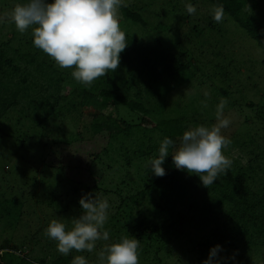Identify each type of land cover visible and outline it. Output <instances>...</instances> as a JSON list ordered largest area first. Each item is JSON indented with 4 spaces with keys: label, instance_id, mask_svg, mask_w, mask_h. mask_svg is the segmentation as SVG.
<instances>
[{
    "label": "rangeland",
    "instance_id": "1",
    "mask_svg": "<svg viewBox=\"0 0 264 264\" xmlns=\"http://www.w3.org/2000/svg\"><path fill=\"white\" fill-rule=\"evenodd\" d=\"M129 1L143 8L142 16L147 21V27L143 29L132 24L123 26L119 22L125 34L144 44L154 45L157 39L161 40L165 47L173 44V51L180 50L184 59V53L189 52L190 56L187 58L193 59L194 68L198 62L208 64V68L229 66L233 83L230 84V95H233L231 92L235 90H242L244 100L251 101L257 106L264 105L262 64L264 54L244 29L232 20L224 19L222 22L213 23L217 26L209 33L206 29L210 21H213L210 10L214 5L206 0ZM187 2L195 5L197 9L195 15L186 12L184 5ZM0 3L2 5L1 0ZM252 3L247 4L244 12L249 16L255 15L264 27V0H255ZM174 5L180 7V13L172 12ZM4 19L0 21V49L4 48L6 52L4 60L12 61L1 64L0 85L7 84L9 90L1 91L0 86V95L4 101L11 98V93L18 88L14 84L22 81L24 76L30 89L26 92L20 87L16 103L10 105L6 112L0 113V264H17V258L6 256L14 252L16 254L15 250L30 261L43 260L48 264L55 262L63 255L56 251V242L44 235L45 228L54 218L64 219L71 227V219L79 217L82 212L77 205L82 194L97 192L110 204L104 225L109 231L110 239L107 242L97 241L91 253L86 251L70 253L84 256L88 264H96V254L102 247L118 241L121 237L131 236L132 228H126L120 235L116 232L120 228L115 225L114 218L124 199L135 196L142 189L139 174L149 168L146 166L148 160L157 155L153 152L151 155L140 153L146 152L153 142L158 144L157 134L160 139L163 135L154 129L155 123L152 120H145L127 107L115 104L104 110L101 98L84 99L76 87V83L79 82L71 76L72 69L59 68L48 55L46 58L40 56L38 61H48L56 68V77L60 78L58 87L48 85L36 72V66L30 61L25 62V57H21L25 56L27 51H32V48L24 46L26 43L23 40L25 35V40L32 42L31 30L21 34L11 20ZM195 27L198 28V33L206 30L205 36L203 34L206 39L198 38ZM210 43L215 47L218 45V52H221L214 56V63L210 61L217 50L208 47ZM195 51H198L196 58ZM224 52L226 53L223 56ZM24 70L27 71L25 75ZM109 72L111 75L114 73ZM192 72L195 74L193 68ZM102 78L107 80L106 75L99 77L100 81ZM225 79L226 77L218 76L210 84L225 90L228 83ZM188 82H192V85L172 88L171 93L167 95L165 102L168 105V113L174 118L186 112L190 113L194 109L199 112L198 107L204 102L208 107L204 115V119L207 120H200L201 123L204 125L215 123L212 121L215 120V109L218 104L215 95L206 88H198L197 82H201L199 79L195 78ZM130 84L133 86L128 91L131 96L135 94L136 88L145 90L142 83ZM127 86L128 84L122 89L123 92ZM234 98L235 95L228 100L225 108L227 116L234 123L252 129L250 132L252 135L262 133L264 124L261 125L255 117L256 111L246 109V106L238 107L237 110L232 109ZM44 100L48 102L46 110L38 105ZM240 104L244 102L240 101ZM109 114L112 118L110 120L107 119ZM112 120L124 122L123 127L130 130V133L123 135L122 140L110 138V134L116 133L115 128L107 129L106 124L112 127L111 123L114 125ZM96 123L102 126L99 132L92 128ZM144 130L150 132L146 135ZM148 137L152 139V143H148ZM246 143L245 146L230 143L223 150V154L231 160L232 165L235 163L236 168L244 167L249 159L259 154L257 145L251 146L250 142ZM246 172L248 175H254L251 170L247 169ZM184 176L193 180L196 175L186 171ZM259 181L253 178L251 183L256 186ZM203 188L199 186V191ZM9 200H16V208L11 216L8 215L4 204ZM17 200L20 201V206H17ZM53 200H56L55 204ZM73 200L77 203L72 204ZM194 200L187 197L185 203H178L175 207L177 213L185 214V222L178 226L183 234L179 238L174 236L168 252L164 256L160 254L163 264H202L209 254L204 247L207 241L210 247L217 244L222 246L220 256L232 257L228 245L219 242V237L215 238L214 233L218 226L221 227L220 230L224 228L221 224L225 220L228 205L222 204L221 207L215 208L207 217L208 220H202L198 211L190 208ZM138 204L140 205L136 207L132 201L125 200V205L134 211V215L143 209L144 215L149 217L150 224L160 223L162 216H158L152 210L154 203L147 205L146 200H140ZM228 264H233V261L229 260ZM235 264H264V247L253 254L248 262L240 255H235Z\"/></svg>",
    "mask_w": 264,
    "mask_h": 264
},
{
    "label": "trees",
    "instance_id": "2",
    "mask_svg": "<svg viewBox=\"0 0 264 264\" xmlns=\"http://www.w3.org/2000/svg\"><path fill=\"white\" fill-rule=\"evenodd\" d=\"M206 1L214 6L222 5L224 8L223 20H232L243 28L249 38L256 43L257 47L264 54V27L260 24L255 15L251 14V16H249L244 12L248 6L247 4L254 3L255 0ZM1 2L0 17L4 16V20L7 21L10 20L8 19V13L11 12L14 5L17 3H24L26 0H1ZM142 9V7H139L135 3H131L129 0L121 1V6L118 8L119 22L122 23L123 26L132 24L145 29L147 27V21L142 16ZM180 11L178 5L173 6V13H180ZM180 22L182 21L180 20ZM213 23L216 22L210 21V25L206 29L209 33L214 31V26H217ZM206 30H201V32L198 33V28L195 27L198 38H205ZM125 36L126 43L128 44L120 53V61L117 69L112 75L110 72L106 74L107 80L106 78H102V81H100V79L97 78L88 85L76 83L77 90L84 99L101 98V106L104 110L111 108V106L115 104L127 107L131 112L140 114L145 120H152L155 123L154 129L161 133L163 137L168 136L172 138L178 146L180 142L178 137L181 136L189 126L204 125L200 120H207L204 119V115H206L205 110H207L208 107L200 105L198 107L199 112L194 109V111L190 113L186 112L184 115L172 118L168 113V105L165 102L167 100L166 97L171 93L172 88L182 85H192V82L188 81L195 80L196 78L201 81L197 82L198 88L203 87L208 89L215 95L218 103L221 98L225 99L228 103V100L235 95V98L232 100V102H234L232 109L237 110L238 107L241 108L246 106V109L256 111L255 117L259 120L260 124H264L263 104L257 106L251 101L244 100L243 98L245 97L242 96V90H235L231 92L233 95H230L232 78L230 77L229 66H212V68L209 67V70L208 64L205 65L198 62L195 64L194 68L192 63L193 59L187 58V56H190L189 52L184 53V59L180 50L173 51V44H169L165 47L161 40L158 39L154 42V45L144 44L127 34H125ZM25 37L24 35L23 40L26 43L24 46L32 48V51H27L26 55H22L21 57H25V62L30 61L33 66H36V72L48 85L58 87L60 78L56 77V68L50 65L48 61H38L40 56L46 58L47 54L34 47L30 40L26 41ZM209 45L208 47L217 50L213 53V58L210 61L213 62L214 56L219 55L221 52H218V45L216 47L212 46L211 43ZM197 52L195 51V58L197 57ZM15 53L17 56L20 55L17 52ZM225 53L226 52H224L223 56ZM5 55L6 52L4 48H1L0 67H2L1 64L3 62L12 61L11 59L5 61ZM199 55L198 58L200 57ZM262 64L264 66V59ZM192 68L195 70V74H193ZM26 73L27 71L24 70L23 74L25 75ZM218 76L226 77L225 80L228 82V85L226 84L225 90H221L220 86L210 84V82H214ZM172 80L176 82H169ZM130 82L142 83L145 86V90H138L136 88L135 94H133V96L129 95L128 91L133 87L132 84L129 85ZM125 83L128 84V86L126 91L123 92L122 89L125 87ZM0 86L2 88L1 91L9 90L7 84L6 86L4 84ZM14 86L18 88L17 90L15 88L11 93V98L8 100L4 101L0 95V113L6 112L10 105L16 103L17 96L21 90L20 87H23L26 92H29L30 89L26 76L22 78V81L14 84ZM214 90L216 91L214 92ZM237 95H239V97ZM240 101H243L244 104H240ZM38 105L45 110L48 108V102H45V100L39 102ZM224 112L227 116L226 109ZM107 119H112L111 114L108 115ZM112 121L114 122V125L111 123L112 127L106 124L107 129L115 128L114 131L116 133L110 134L111 139L119 141L122 140L123 135L130 133L127 127H123V125H125L124 122ZM212 121L215 120L212 119ZM101 127V124L96 123L93 124L92 128L95 132H99ZM251 130L250 128L238 125L237 122L234 123V121H231L229 127L223 130V134L231 140V144H243V146H245L247 145L246 142H250L251 146L257 145L259 154L249 159L248 163L240 169L235 167L234 162L233 165L231 163L226 174H221L220 177L208 187L203 186L198 176H195L193 180L186 179L184 176L186 171L175 168L171 155L167 157L162 165L166 170L164 176H154L150 172V168H147L144 172H139L140 181L143 184L142 189L136 193L135 196H129V198L124 199L118 207V212L114 218L115 225L117 228H120L116 231L119 235L126 228H132L131 236L139 240L138 264H163L160 254L164 256V254L168 252L171 239L174 236L179 238L181 234H183L178 226L185 222V214L181 212L177 213L175 207L178 203H185L187 197L195 199L194 203L190 205V208L191 210L198 211L202 220H206L207 217L213 213L215 208L221 207L222 204L228 205V210L225 212V220L223 224H221L224 228L220 230L221 227L218 226L214 233L215 238L219 237V242L228 245L232 256L240 255L241 258H245L246 262H248L253 254L264 247V127L262 133L258 132L252 135L250 133ZM149 132V130H144L146 135ZM147 140L148 143L153 142L149 137ZM158 146V144L153 142L149 145L146 152L142 151L140 154L151 155L152 152L158 154ZM256 166L257 168L255 169ZM247 169L254 172L255 176L248 175L246 172ZM260 173L262 176L259 177ZM253 178L260 180L258 185L255 186L252 184L253 182L251 183ZM199 186L204 187L203 190L199 191ZM126 199L132 201L136 207L140 205L138 204L140 200H146L147 205L154 203L152 210L156 212L158 216H162L160 223L150 224L149 217L144 215L143 209L138 210L134 215V211L130 210V208L125 205ZM53 202L55 204L56 200H53ZM71 202L72 204L74 202L77 203L76 200ZM4 204H6L8 215L11 216L13 213L12 211L16 208V200L5 201ZM199 204L201 207H199ZM20 205V201L17 200V206ZM77 205H79V203H77ZM209 221L214 222L216 220ZM229 241H231L230 244ZM209 245L208 241L205 242L204 247L207 251L211 248ZM8 250L11 249H7V251ZM15 251L17 255L14 252L9 255L6 254V256L17 258V264H48L43 260L38 262L30 261L27 257L19 255L17 250ZM74 256L73 254L61 256L52 264H72V258Z\"/></svg>",
    "mask_w": 264,
    "mask_h": 264
},
{
    "label": "clouds",
    "instance_id": "3",
    "mask_svg": "<svg viewBox=\"0 0 264 264\" xmlns=\"http://www.w3.org/2000/svg\"><path fill=\"white\" fill-rule=\"evenodd\" d=\"M120 6L121 0H26L14 5L8 19L21 34L31 30L34 47L51 57L59 68L72 69L75 81L88 85L117 69L120 53L128 44L119 24ZM184 7L189 15L197 12L191 2ZM210 15L214 22H221L223 6H213ZM3 19L0 17V21ZM226 106L227 101L221 98L215 109V123L189 126L178 137V146L172 138L160 139L157 134L158 154L146 165L150 172L156 177L164 176L166 170L162 165L171 155L176 169L198 176L203 186L208 187L221 174H226L231 166V160L223 154L231 143L223 134L231 124L224 112ZM78 203L82 212L71 219V227L64 219L54 218L44 230V235L56 242V251L63 256L72 251L91 253L97 241L110 239L104 227L109 201L97 192H87ZM222 251L220 244L211 247L202 264H228L229 260L235 264V256L222 257L219 255ZM138 255L139 240L124 236L102 247L96 254V264H138ZM72 264H88V261L84 256H74Z\"/></svg>",
    "mask_w": 264,
    "mask_h": 264
}]
</instances>
